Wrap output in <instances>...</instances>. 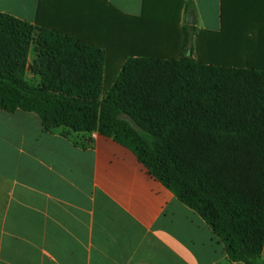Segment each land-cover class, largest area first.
Masks as SVG:
<instances>
[{
	"label": "trees",
	"instance_id": "obj_1",
	"mask_svg": "<svg viewBox=\"0 0 264 264\" xmlns=\"http://www.w3.org/2000/svg\"><path fill=\"white\" fill-rule=\"evenodd\" d=\"M173 18L146 8L117 20L116 44L124 46L125 28L132 41L103 95L105 50L47 28L40 60L48 72L31 86L36 28L0 14V110L34 113L47 132L114 139L206 222L232 262L264 264V48L208 38L194 59L188 35L175 58L164 52L173 25L161 24Z\"/></svg>",
	"mask_w": 264,
	"mask_h": 264
},
{
	"label": "crops",
	"instance_id": "obj_2",
	"mask_svg": "<svg viewBox=\"0 0 264 264\" xmlns=\"http://www.w3.org/2000/svg\"><path fill=\"white\" fill-rule=\"evenodd\" d=\"M263 7L264 0H0V14L36 28L31 86L48 72L40 60L47 28L105 50L103 95L126 61L109 52L118 19L139 18L146 8L173 16L161 23L177 35L176 47L166 38L165 54L179 58L189 35L185 54L198 59L208 38L264 48ZM123 40L126 48L131 29ZM66 133L47 132L34 113L0 110V264H244L230 260L206 222L130 149L100 133Z\"/></svg>",
	"mask_w": 264,
	"mask_h": 264
},
{
	"label": "rangeland",
	"instance_id": "obj_3",
	"mask_svg": "<svg viewBox=\"0 0 264 264\" xmlns=\"http://www.w3.org/2000/svg\"><path fill=\"white\" fill-rule=\"evenodd\" d=\"M264 8V7H263ZM262 11H264V9H261ZM142 31L143 30H141V31H139V33L138 34H135L136 35V37H139L140 36V34L142 33ZM176 33H173V35H172V42H170L169 44L173 47V46H175L176 47V43H175V41H176ZM143 37V36H142ZM145 39V38H144ZM117 40V39H116ZM128 41V40H127ZM130 41H132V40H129V42H127V43H130ZM119 43V42H118ZM107 50H109V48H107ZM111 51L113 52V51H116L117 52V54H119L120 56H121V58H125L126 57V54H125V51H127V49L124 47V46H121V45H117L116 44V42H115V47H110V50H109V52L111 53ZM168 51H169V49H168ZM113 55H111V57H112Z\"/></svg>",
	"mask_w": 264,
	"mask_h": 264
},
{
	"label": "water",
	"instance_id": "obj_4",
	"mask_svg": "<svg viewBox=\"0 0 264 264\" xmlns=\"http://www.w3.org/2000/svg\"><path fill=\"white\" fill-rule=\"evenodd\" d=\"M196 24H197L196 15H195L194 11H191L188 14V25L194 26ZM127 120L131 123V125L133 126L134 129H136L137 131H140V128L137 126L136 123H134V121H132L130 119H127Z\"/></svg>",
	"mask_w": 264,
	"mask_h": 264
}]
</instances>
